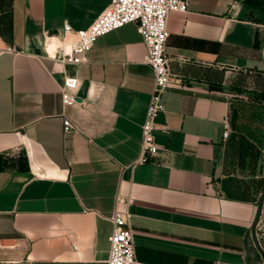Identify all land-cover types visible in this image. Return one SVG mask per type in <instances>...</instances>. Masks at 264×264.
Masks as SVG:
<instances>
[{"label":"crops","instance_id":"crops-1","mask_svg":"<svg viewBox=\"0 0 264 264\" xmlns=\"http://www.w3.org/2000/svg\"><path fill=\"white\" fill-rule=\"evenodd\" d=\"M111 2L0 0V48L19 52L0 56V264H106L117 194L133 200L140 264H264V207L260 248L252 235L264 175L238 163L234 135L253 142L246 118L264 111V0H188L170 14L161 151L135 167L154 88L138 24L79 65L44 52L45 33L88 29ZM66 77L81 82L69 107Z\"/></svg>","mask_w":264,"mask_h":264},{"label":"built area","instance_id":"built-area-1","mask_svg":"<svg viewBox=\"0 0 264 264\" xmlns=\"http://www.w3.org/2000/svg\"><path fill=\"white\" fill-rule=\"evenodd\" d=\"M188 7V0H112L109 7L88 29L74 31L69 24H65L63 38L44 34L46 58L61 65H79L101 37L131 23L138 24V32L146 47L142 63L150 67L153 72L154 88L142 126L140 157L134 167L150 162L161 151L156 143V121L165 112L163 96L173 83L170 58L167 52L170 36L168 20L171 13H185ZM6 53L16 55L19 52L10 46L0 48V56ZM80 85L81 82L77 77L65 78L61 87L64 107L77 104L76 92ZM224 128V137L228 139L231 134L228 120L225 121ZM76 130L77 127L65 117V134ZM163 130L167 131L165 128ZM132 202L130 196L117 194L115 197V208L110 218L113 233L110 238V250L106 264H140L137 260L136 243L131 224ZM74 249H77V246H74Z\"/></svg>","mask_w":264,"mask_h":264},{"label":"rangeland","instance_id":"rangeland-1","mask_svg":"<svg viewBox=\"0 0 264 264\" xmlns=\"http://www.w3.org/2000/svg\"><path fill=\"white\" fill-rule=\"evenodd\" d=\"M246 119L247 122L251 124L252 129L256 132L252 133V136L255 139H252L253 142H251L249 141L250 139L248 140L245 137V135H240L239 133L234 134L237 137V141L243 139L244 144H248L246 146L247 149H241L237 144V141L234 140L236 146L238 145L235 157L238 160V163L242 164H244L247 159L246 164H249L250 166V171L252 172L251 175L260 177L264 175V111L256 107ZM246 119L242 118L240 125L242 124L245 126V123H247ZM256 181L260 182L259 179Z\"/></svg>","mask_w":264,"mask_h":264},{"label":"water","instance_id":"water-1","mask_svg":"<svg viewBox=\"0 0 264 264\" xmlns=\"http://www.w3.org/2000/svg\"><path fill=\"white\" fill-rule=\"evenodd\" d=\"M263 207H264V191L260 197V200H259V203H258V207H257V213H256V218L254 220V223H253V226H252V235H253V239H254V242L257 246V248H260L259 246V242H258V239H257V233H256V226L260 220V217H261V214H262V211H263Z\"/></svg>","mask_w":264,"mask_h":264},{"label":"trees","instance_id":"trees-1","mask_svg":"<svg viewBox=\"0 0 264 264\" xmlns=\"http://www.w3.org/2000/svg\"><path fill=\"white\" fill-rule=\"evenodd\" d=\"M259 96H264V94H260ZM237 144H238L239 147L241 148V147H242V144H244L243 139H241L240 141L238 140V141H237Z\"/></svg>","mask_w":264,"mask_h":264},{"label":"bare ground","instance_id":"bare-ground-1","mask_svg":"<svg viewBox=\"0 0 264 264\" xmlns=\"http://www.w3.org/2000/svg\"><path fill=\"white\" fill-rule=\"evenodd\" d=\"M52 48H53V47H52ZM52 48H51V49H52Z\"/></svg>","mask_w":264,"mask_h":264}]
</instances>
